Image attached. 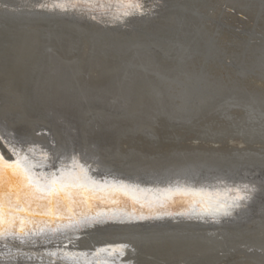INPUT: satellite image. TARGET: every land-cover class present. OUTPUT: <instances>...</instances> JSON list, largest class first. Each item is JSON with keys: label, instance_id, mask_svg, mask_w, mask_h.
Masks as SVG:
<instances>
[{"label": "bare ground", "instance_id": "obj_1", "mask_svg": "<svg viewBox=\"0 0 264 264\" xmlns=\"http://www.w3.org/2000/svg\"><path fill=\"white\" fill-rule=\"evenodd\" d=\"M54 2L0 0L6 160L11 138L45 150L51 171L77 157L97 181L146 199L177 189L254 191L230 216L198 215L182 197L153 212L126 197L93 201L71 222L94 226L54 241L0 244V264H84L80 254L117 245L128 251L116 264H264V145L255 143H264V0H142L143 15L119 19L105 0L66 12L50 10ZM179 27L183 38L166 62L160 52L170 43L161 37ZM190 38L198 42L193 55ZM168 212L179 215L141 218Z\"/></svg>", "mask_w": 264, "mask_h": 264}, {"label": "snow or ice", "instance_id": "obj_2", "mask_svg": "<svg viewBox=\"0 0 264 264\" xmlns=\"http://www.w3.org/2000/svg\"><path fill=\"white\" fill-rule=\"evenodd\" d=\"M105 2L116 8L118 19L144 14L142 0ZM80 3L86 7H98L102 0H55L50 10L66 12L73 6L79 7ZM2 140L3 137L0 136V141ZM4 147L13 158L11 161L6 160L4 154L0 153V244L5 247L8 241L22 246L37 239L54 241L69 231L94 226L79 219L75 223L71 222L78 208L86 205L91 210L93 201L115 204L118 197H126L141 208L153 212L156 209L167 210L174 197H182L190 203L193 210L197 207L202 209L198 215L230 216L231 209L239 207L240 202L249 200V193L254 191L245 186L231 189L221 197L204 190L177 189L160 194V199H146L139 194V190L130 189L127 185L97 181L90 174L91 169L77 157H72L70 162H60L58 169L51 171L56 165L42 148L18 144L11 138L4 143ZM5 176L8 177L7 184L3 182ZM80 215L83 216L84 213L81 212ZM92 219L96 220L95 217ZM57 221L61 223H56ZM64 221L69 222L63 223ZM127 251L126 245H117L98 249L90 257L88 254L80 255L84 257V264H116L117 260H123ZM47 255L54 257L57 253L49 252ZM69 261L71 264H78L74 257H66V264Z\"/></svg>", "mask_w": 264, "mask_h": 264}, {"label": "water", "instance_id": "obj_3", "mask_svg": "<svg viewBox=\"0 0 264 264\" xmlns=\"http://www.w3.org/2000/svg\"><path fill=\"white\" fill-rule=\"evenodd\" d=\"M1 20H2V18H0ZM3 21H6V20H3ZM9 22V21H8ZM13 23V22H12ZM171 33H169L168 34V37H166L165 35L164 36H162L161 37V40H164V41H169V43H170V49H169V51H168V53H166V54H162L161 52H160V54L162 55V57L164 58V60L166 61V62H169V61H172V56L173 55H175V53H176V51H177V49L179 48V42L178 41H181L182 40V38H183V36H181L180 35V27L179 28H177V29H173V30H171L170 31ZM189 36V35H188ZM181 38V39H180ZM188 46H187V51H188V55H193L194 53H196V47H197V45H198V42H197V40L195 41V40H193V38H190V39H188V44H187ZM80 50H79V48L78 47H76L75 49H74V53H76V54H78V52H79ZM110 53H112L111 52V50L109 51ZM159 52V51H158ZM263 58V61L261 60V62H264V57H262ZM260 61V60H259ZM234 139H238V138H236V137H232L231 138V140H234ZM240 139V138H239ZM241 140V139H240ZM195 141H199V143H209V142H207L208 140H204V139H202V138H199V139H195ZM242 141V144L243 145H246V144H248V141L247 140H241ZM228 142H231V141H229L228 140ZM214 145H220V144H222V142L221 141H218V140H215L214 142ZM256 143V145L257 144H260V145H264V143H262V142H255ZM231 144V143H230ZM220 185H224L223 183H221ZM125 213L123 212V213H121V214H119L117 217H119V216H122V215H124ZM139 214H141V215H143V213H136V215L137 216H139ZM135 215V216H136ZM167 215L168 216H174V215H179L177 212H168V213H165V214H156V215H149V216H143V217H150V218H156V217H167ZM131 219H135V218H131ZM140 219V218H139ZM139 219H136V220H139ZM146 219H148V218H146ZM2 246H4V245H2ZM229 263H231V262H229ZM233 263V262H232Z\"/></svg>", "mask_w": 264, "mask_h": 264}, {"label": "rangeland", "instance_id": "obj_4", "mask_svg": "<svg viewBox=\"0 0 264 264\" xmlns=\"http://www.w3.org/2000/svg\"><path fill=\"white\" fill-rule=\"evenodd\" d=\"M11 28H12V27H11ZM135 129L139 130L138 127H135ZM191 142L193 143L194 141L191 140L190 143H191ZM221 264H222V263H221ZM226 264H227V263H226ZM228 264H235V263H232V262H231V263H228Z\"/></svg>", "mask_w": 264, "mask_h": 264}]
</instances>
